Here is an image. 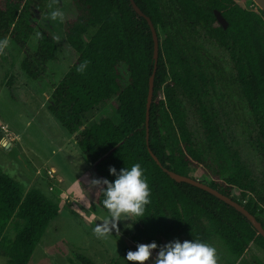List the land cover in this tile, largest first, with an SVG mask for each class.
<instances>
[{
	"label": "trees",
	"instance_id": "trees-1",
	"mask_svg": "<svg viewBox=\"0 0 264 264\" xmlns=\"http://www.w3.org/2000/svg\"><path fill=\"white\" fill-rule=\"evenodd\" d=\"M133 2L150 19L159 39L148 144L145 105L153 68V41L146 21L134 12L129 0H71L75 16L64 23L63 34L77 57L54 86L48 111L68 135H73L82 127L88 111L116 97L118 122L102 118L79 131L74 141L89 163L92 178L113 180L110 167L119 171L140 163L144 169L151 197L144 215L137 218L140 220L131 236L134 245L151 242L158 245L160 239L168 241L180 236L203 242L216 237L236 259L250 245L264 252V238L241 214L201 189L176 183L148 153L149 148L162 168L182 176H188L189 167H200L211 178L207 185L234 201L231 196L234 188L241 197L255 195V203L236 202L255 216L264 230V219L257 214L258 206H264V196L258 194L251 173L231 150L214 114L206 106L203 100L206 76L199 60L188 56L183 42L184 29L200 26L231 53L236 63L234 80L258 127V154L264 166V13L257 7L248 10L235 0ZM30 5L29 0L0 1V39H5L11 28L15 42L26 43L33 32L26 21ZM214 10L226 20V29L219 25L216 29L211 27V21L215 23ZM56 55L54 38L42 30L34 57L24 59L21 69L36 79L40 69L54 61ZM84 61L87 67L80 72L79 65ZM121 66L128 74L126 84ZM7 83L6 87L12 91L10 82ZM160 93L163 99L159 98ZM182 100L195 106L204 135L202 147L188 127ZM162 127L176 138L174 144L165 143ZM87 188L82 185L85 197L107 213L102 206V194L89 192ZM58 213L56 202L36 189L23 195L21 185L0 172V254L6 258V264H27ZM13 218L19 221L15 225L16 234L13 240H7L4 231ZM76 260L79 264H93L82 255H77ZM110 264L120 263L115 260Z\"/></svg>",
	"mask_w": 264,
	"mask_h": 264
},
{
	"label": "rangeland",
	"instance_id": "rangeland-1",
	"mask_svg": "<svg viewBox=\"0 0 264 264\" xmlns=\"http://www.w3.org/2000/svg\"><path fill=\"white\" fill-rule=\"evenodd\" d=\"M1 1V0H0ZM31 5L26 13V21L32 25L33 32L24 45L15 42L10 28L7 36L8 47L0 52V172L17 181L23 195L30 189H36L59 206L58 216L45 229L35 246L27 264H79L77 255H82L93 264H110L124 260L127 251H135L131 236L137 224L121 221L120 234L97 238L93 228L103 221L107 213L94 206L84 195L82 185L88 187L92 178L89 163L78 150L74 137L83 128L98 123L102 118L118 122L117 100L112 97L88 111L82 120V127L73 135H68L48 111L54 86L74 63L77 55L64 39V23L75 16L71 0H29ZM246 9H254L252 0H235ZM60 8L64 13L62 21H51L47 15L49 5ZM211 27L218 25L211 21ZM50 34L56 43L57 55L40 69L36 79H31L21 69L24 59H32L36 52L40 31ZM264 32V27H263ZM184 46L190 58L198 59L206 76V95L203 100L214 114L220 131L232 151H235L242 163L251 173L258 194L264 196V166L258 154L259 133L252 113L240 95L236 75V63L231 53L212 40L205 29L193 26L184 29ZM164 35L160 32V40ZM120 73L126 84L128 74L124 66ZM169 78H167V82ZM10 82L12 91L6 86ZM162 97V94H159ZM181 99L183 97H180ZM187 124L197 144L202 147L204 135L197 119L195 106L182 100ZM5 133L10 139L5 138ZM162 138L169 146L176 138L162 127ZM7 136V135H6ZM54 170V179L49 180L47 170ZM189 177L209 184L211 178L200 167H189ZM232 198L242 204L256 202L255 195L241 197L240 191L232 190ZM257 214L264 219V206H258ZM262 213H261V212ZM16 219H12L4 231L7 240H13L16 234ZM132 224V225H131ZM185 237L171 240L160 239L158 246ZM216 249L217 264H264V252L250 245L245 254L236 259L227 250L225 244L216 237L205 241ZM153 252V257L155 256ZM0 264H6V258L0 254ZM131 264V262H129ZM148 264H152L150 260Z\"/></svg>",
	"mask_w": 264,
	"mask_h": 264
},
{
	"label": "clouds",
	"instance_id": "clouds-1",
	"mask_svg": "<svg viewBox=\"0 0 264 264\" xmlns=\"http://www.w3.org/2000/svg\"><path fill=\"white\" fill-rule=\"evenodd\" d=\"M49 9L47 15L51 21L63 20L64 13L60 8L50 4ZM8 43L6 38L0 39V52L8 47ZM86 67L87 61H84L78 71L83 72ZM108 171L114 177L111 181L107 178H91L87 181V190L100 192L102 206L107 210V216L93 228L97 238L113 236V232L120 234L119 223L139 221L137 218L144 215L146 206L150 204L151 190L140 163L119 171L110 167ZM154 251L156 254L153 257ZM124 260L128 264H148L150 260L152 264H217V254L216 249L206 242L175 239L162 246L156 242L137 244L135 251H127Z\"/></svg>",
	"mask_w": 264,
	"mask_h": 264
},
{
	"label": "water",
	"instance_id": "water-1",
	"mask_svg": "<svg viewBox=\"0 0 264 264\" xmlns=\"http://www.w3.org/2000/svg\"><path fill=\"white\" fill-rule=\"evenodd\" d=\"M129 2H130L132 9L134 10V12L146 21V23L150 29V33H151V37H152V41H153V68H152V73L148 79V91H147L146 105H145V108H146V110H145V138H146V144H148L149 108H150L152 95H153V80H154V74H155L156 67H157L159 39L157 37V33H156L155 28L153 27L150 19L147 16H145L139 10V8L135 5L133 0H129ZM252 2L255 4V6L260 11H262L264 13V0H252ZM214 15H215L216 21L222 26L223 29H225L227 27V23L224 20V18L221 16V14L218 11H214ZM148 153L150 154V156L154 160V162L170 177V179H172L176 183L182 182V183L191 185L193 187H196L198 189H201L202 191L209 193L210 195H212L216 199L220 200L221 202L225 203L229 207L233 208L236 212L241 214L251 224V226L257 231V233L261 237L264 238V230H263L261 224L256 220L255 216H253L247 210H245L242 205H239L236 201H234L230 197L222 195L221 193L212 189L211 187H209L207 184H205L203 182L195 180L189 176H182V175L176 174L172 171H169L165 168H162L160 163L158 162L157 158L153 155V153L150 151L149 148H148Z\"/></svg>",
	"mask_w": 264,
	"mask_h": 264
},
{
	"label": "built area",
	"instance_id": "built-area-1",
	"mask_svg": "<svg viewBox=\"0 0 264 264\" xmlns=\"http://www.w3.org/2000/svg\"><path fill=\"white\" fill-rule=\"evenodd\" d=\"M159 98L160 99H163V96L162 97L159 96ZM5 138L10 139V135H8V134L5 133ZM46 174H47L49 180H55L54 179L55 177H54V170L53 169L47 170L46 171Z\"/></svg>",
	"mask_w": 264,
	"mask_h": 264
},
{
	"label": "flooded vegetation",
	"instance_id": "flooded-vegetation-1",
	"mask_svg": "<svg viewBox=\"0 0 264 264\" xmlns=\"http://www.w3.org/2000/svg\"><path fill=\"white\" fill-rule=\"evenodd\" d=\"M238 2V1H237ZM248 10H251V9H248ZM215 11V10H214ZM214 11H213V15H214ZM214 18H215V15H214ZM225 20V19H224ZM226 21V20H225ZM215 23L217 24V25H219V26H221L217 21H216V19H215ZM227 23V22H226ZM222 27V26H221ZM226 29V28H225ZM213 40V39H212Z\"/></svg>",
	"mask_w": 264,
	"mask_h": 264
}]
</instances>
